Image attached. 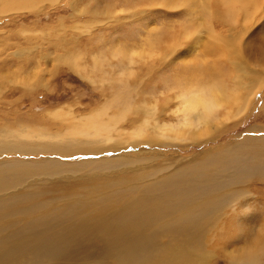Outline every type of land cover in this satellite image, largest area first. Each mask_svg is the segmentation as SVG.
<instances>
[{
    "label": "bare ground",
    "instance_id": "bare-ground-1",
    "mask_svg": "<svg viewBox=\"0 0 264 264\" xmlns=\"http://www.w3.org/2000/svg\"><path fill=\"white\" fill-rule=\"evenodd\" d=\"M54 1L56 0H0V18L23 10H40L43 2ZM158 2L159 6L167 8L168 12L174 9L181 11L184 20L186 15H191L190 25L184 22H167L168 26L173 25L170 34H158V27L154 36L145 37L144 42L137 47L128 44L129 47L124 48L125 44L118 42L112 45L114 47L109 53L111 58L123 66L120 72H129V75L132 66L137 63L151 66L146 64L147 61L157 65L164 59L172 58V64L177 65L173 67L176 76L165 93L169 101H175V106L173 110L171 109L173 114H176L175 122H162L159 117L157 121L154 120L155 123L149 121L156 106L147 107L149 102H145L147 104L142 102V105L136 103V107L128 103L130 101L124 99L129 92L123 86L121 88L126 91H118L109 99L113 100V107H116L114 112L111 104H103L82 117H73L71 113L66 112L75 120L64 133L43 134L41 131L30 132L29 129L24 131L22 129L11 137L0 133V154L32 151L36 153L42 149H47L46 151L51 153H71L77 150L100 152L107 145H123V141L139 144L155 139L168 140L170 143L199 139L215 140L228 125H238V117L253 107V101L264 89V43L252 48L247 44L245 37L248 31L264 18V0H158ZM208 16L211 21L207 20ZM215 20L222 24L221 33L215 34L213 31ZM202 30L216 35L220 44L217 46L210 40L211 43L205 47L202 57L191 59V63L189 60L187 62L184 54L191 53ZM183 43L188 44L189 49L180 52ZM23 51L25 52L24 49H20L13 53L15 56H22ZM101 57L93 56V68L90 70L93 76V69L100 68L97 63ZM157 58L159 60L155 61ZM63 59L64 56L61 55L58 61L61 62ZM124 60L128 66L122 64ZM80 61L78 58H71L68 63L73 62L70 66L77 69L82 66L79 64ZM151 68L153 69L152 66ZM97 73L99 77L98 75L95 77L102 83L104 78L100 77L101 73ZM105 80H110L112 87L122 82L119 78L115 80L112 77ZM139 111L143 119L141 117V120L136 122L130 115ZM155 112L160 113L157 110ZM62 114V112L55 114L54 117L60 118ZM165 114L166 112L163 115L166 116ZM151 119L153 120V117ZM124 120L125 123L129 121L132 124V128H126L125 133L122 132L123 123L119 122ZM149 129L154 133L155 139H151L153 136L147 139ZM122 133L126 134L128 139H124L123 136L120 141L114 142V135H123ZM41 136L50 137L49 139L53 141L49 143L25 141L28 137ZM143 137L146 138L142 139ZM94 143L97 145H92ZM258 143L261 144L257 145L260 148L254 152L262 154L264 137L260 138ZM232 148L235 147L232 145ZM215 157L216 152H213L202 160L193 162V166H190L191 163L180 165L173 168L165 179L147 184L141 181L129 183L128 179H124L126 175H123L124 178L121 176L122 172L117 173L122 178L115 176L116 180L115 177L114 179L99 177L98 179L102 181L90 178L88 181L91 183H73L68 179L66 183L64 180L59 181L58 178L54 181L50 177L52 175L58 177L60 173L73 169L75 165L70 166L52 159L42 160L43 162L22 160L24 164L14 158L0 162V264H93L88 260L95 255L100 258H115L114 260L120 264L193 263L200 257V249L210 243L212 239L210 232H214L212 229H219L220 226L216 228V224L222 211L226 206L232 207L235 211L238 206L235 199L242 198L238 196L225 202L228 199L225 194L234 191L229 184L231 187H238L237 183H243L249 173L248 169L244 170L245 164L242 165V162L232 166L223 161L220 167L216 162L223 156H219V159ZM123 163L128 162L122 157H117L85 161L79 164V167L93 165L92 169L87 170L89 173L111 172L121 168L120 165ZM35 165L39 167L35 169ZM33 170L48 178L41 182L38 180L24 184L25 176ZM225 174L226 178L223 176ZM261 174L264 178V167ZM229 178L231 182L227 180ZM91 179L94 181H90ZM76 188L96 193L88 195L78 192L79 197H65ZM161 188L163 189L160 190ZM49 192L65 199L53 204L52 200L43 199L44 194ZM240 206L243 210L244 207ZM263 222L260 224L262 226L259 225L260 229H264ZM225 225H222L220 230ZM241 229L238 231L241 232ZM241 237L243 236L236 238ZM203 254L207 257L212 256V253L208 252H202V256L205 257ZM263 259L264 240L260 242V247L234 256L236 264H258Z\"/></svg>",
    "mask_w": 264,
    "mask_h": 264
},
{
    "label": "rangeland",
    "instance_id": "rangeland-1",
    "mask_svg": "<svg viewBox=\"0 0 264 264\" xmlns=\"http://www.w3.org/2000/svg\"><path fill=\"white\" fill-rule=\"evenodd\" d=\"M56 1L52 3L43 2L42 9H37L39 11L23 10L17 14H6L0 18V133L5 134L7 137L18 134L22 129V131L29 129L30 132L41 131L43 134L64 133L75 120V118L74 120L70 118L72 115L73 117L85 116L99 106H103V104H111L114 112L116 107H113V100L109 101V99L116 92L124 90L121 88L123 86L129 92V95L124 99L130 101L128 103L142 105V102L144 104L149 102L150 104L148 103L147 107L156 106L149 121L155 123L157 117H159L162 122H175L176 114H173L172 111L175 101H169L165 93L176 76L173 67H177V65L172 64V58L164 59L160 63L158 62L157 65L153 62L154 66L147 61L146 64L151 65L153 69L151 66L137 63L132 66L133 69L129 75V72H120L123 66L111 58L109 52L114 47L112 45L118 42L125 44L124 48H128L129 45L137 47L144 42L145 37L154 36L158 27V34H170L173 28V25L168 26L170 21L184 22V24L190 25L189 17L191 15H186V20H184L181 11L174 9L168 12L167 8L159 6L158 0H74L73 3H68L67 0ZM204 18L206 19V17ZM207 20L211 21L210 16L207 17ZM213 28L215 34L223 31L222 24L218 20L214 21ZM198 36V42L191 53L184 54L187 62L190 61L191 63V59L202 57L205 47L211 41L217 46L220 44L216 35H211L206 31L202 30ZM245 37L247 44H250L252 48L264 43V18L256 23ZM184 43L181 44L180 52L189 49V45ZM20 49L25 50V52L23 51L24 54L15 56L13 52ZM61 55L64 56V59L60 62L58 58ZM94 55L102 57L97 63L100 68L93 69V76L90 70L93 68ZM214 55L209 56L214 57ZM161 56L163 57V55ZM71 58L81 60L79 64L82 66L77 69L72 65L70 66V64H73V62L68 63ZM107 58L109 60H106ZM154 60L157 61L159 58ZM124 61V63H121L128 66L126 60ZM148 70L150 73H147ZM97 72L101 73L100 77L104 78L102 83L97 81L99 79L95 77L98 75ZM125 76L127 77L125 78ZM110 77L115 80L119 78L122 82L112 87L109 83L110 80H105ZM94 78L95 80H93ZM142 98H145V100H141ZM162 99H167L168 102L162 101ZM263 102L264 89L258 93L257 98L253 101V107L247 113L238 117V125H228V128L223 132L221 131L219 137L215 140L199 139L182 142L172 141L173 143H170L168 140L155 139L154 133L149 129L147 139L151 136H153L151 139H155L149 142L134 144L123 141V145H107L100 152L77 150L71 153H51L46 151L47 149H42L36 153L33 151L32 153L9 152L8 154H0V162L14 158V160L24 164L22 160L23 162L24 160L35 162L52 159L70 166H78L76 168L73 166V169L60 173L61 175H58V177L52 175L50 178H53L54 181L59 179V181L64 180L67 183L70 179L73 183H78L89 182L90 178L102 181L98 178L103 177L106 179L109 177L114 179L115 176L124 178L123 175H126L124 179H128L129 183L141 181L144 184L165 179L173 168L190 163V166H193V162L200 161L213 152H216L215 158L217 159H219V156H223L216 162V164H220V167L223 161H227L232 166L242 162V165L245 164L243 165L244 170L248 169L249 173L243 183H237L238 187L232 186V188L229 184L231 190L234 189V191H228L225 194L228 198L225 202L241 196L242 198L235 199L238 206H236L235 211L232 207L226 206L221 213L222 215L217 219L216 228L226 225L222 230H220V227L219 229H212L214 232H210L212 235L210 243L200 249V257L195 259V262L184 263L236 264L234 261L236 254L246 253L257 246L260 247V242L264 240V229H260V226H262L260 224L264 221V178L261 174L264 167V157H262L264 156V150L261 149L262 154L254 152V150L260 148L257 146L261 145L258 143L259 139L264 137ZM165 103L166 105H164ZM167 104L171 105L168 106ZM156 110L160 113L155 112ZM141 111L132 112L131 119L136 120V122L141 120V117L143 119ZM61 112L63 117H57L58 119L54 117L55 114ZM66 112L71 113V116ZM165 112L166 116L163 115ZM109 113H111V108ZM156 114L158 115L156 116ZM151 117H153V120ZM121 121L119 122L123 123L122 128L124 129L122 132H127L126 128H132L129 121H126L127 123H125V120ZM123 136L124 139H128L126 134H117L114 135V142L120 141ZM49 138L46 136L28 137L25 138V141L31 143H49V141H53ZM70 144L74 145L73 142H70ZM92 145H97V143ZM232 145L235 148H232ZM117 157L126 159L128 163L121 164V168L111 172L89 173L87 170L92 169L93 165L79 167V164H83L85 161H98ZM236 157L240 159L236 160ZM235 160L236 162H234ZM34 167L36 169L39 165ZM212 167L214 166L212 165ZM226 167L227 165L224 166V168ZM78 171H80L79 174ZM120 172H122V177L117 175ZM44 176L33 170L25 176L24 184L38 180V182L44 181V178H48ZM223 176L224 178L227 177L226 174ZM116 177L114 180H116ZM227 180L231 182V178ZM90 181L94 180L91 179ZM78 192L88 195L96 193L76 188L75 191L68 193L65 197H79ZM50 196L56 198H49ZM65 197L52 195L49 192L44 194L43 199L52 200L55 204L63 201ZM240 205L244 207L243 210L240 209ZM239 229H241V232L238 231ZM241 235L243 237L236 238ZM202 252L212 253V256L207 257L203 254L205 256L203 257ZM114 259L109 257L100 258L95 255L88 261L93 264H120ZM258 264H264V259Z\"/></svg>",
    "mask_w": 264,
    "mask_h": 264
}]
</instances>
